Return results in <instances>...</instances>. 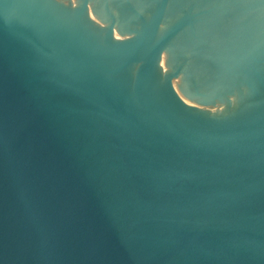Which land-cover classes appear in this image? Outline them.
<instances>
[{
	"label": "water",
	"instance_id": "95a60500",
	"mask_svg": "<svg viewBox=\"0 0 264 264\" xmlns=\"http://www.w3.org/2000/svg\"><path fill=\"white\" fill-rule=\"evenodd\" d=\"M0 264H264V0H0Z\"/></svg>",
	"mask_w": 264,
	"mask_h": 264
}]
</instances>
